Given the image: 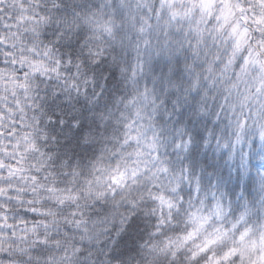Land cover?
<instances>
[{"label": "clouds", "instance_id": "1", "mask_svg": "<svg viewBox=\"0 0 264 264\" xmlns=\"http://www.w3.org/2000/svg\"><path fill=\"white\" fill-rule=\"evenodd\" d=\"M0 264H264V0H0Z\"/></svg>", "mask_w": 264, "mask_h": 264}]
</instances>
